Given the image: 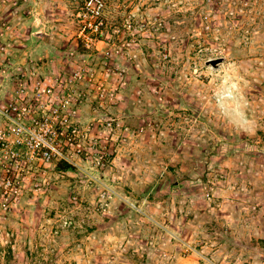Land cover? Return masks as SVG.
<instances>
[{
    "label": "rangeland",
    "instance_id": "rangeland-1",
    "mask_svg": "<svg viewBox=\"0 0 264 264\" xmlns=\"http://www.w3.org/2000/svg\"><path fill=\"white\" fill-rule=\"evenodd\" d=\"M11 103L0 264H264V0H0Z\"/></svg>",
    "mask_w": 264,
    "mask_h": 264
},
{
    "label": "built area",
    "instance_id": "built-area-1",
    "mask_svg": "<svg viewBox=\"0 0 264 264\" xmlns=\"http://www.w3.org/2000/svg\"><path fill=\"white\" fill-rule=\"evenodd\" d=\"M99 6L100 9L98 13L102 8L100 1ZM101 23H103V21ZM101 23H98L97 29H100ZM49 91H51V89H49ZM27 106L26 104L19 105L18 103H11L4 108H0L2 115L12 121L16 126V129H14L15 139L12 141L9 140L7 136V129L0 127V189L5 192H7L8 188L13 184L14 180L12 177L16 172L15 167L23 155L26 154L29 157L40 156L50 160L54 154H59L58 147L52 138L50 140L43 139L34 142L28 139V137H23L24 130L22 128L21 119H23L24 112L23 110H18L22 107V109L26 111ZM53 133L56 136L57 130L53 129Z\"/></svg>",
    "mask_w": 264,
    "mask_h": 264
},
{
    "label": "water",
    "instance_id": "water-1",
    "mask_svg": "<svg viewBox=\"0 0 264 264\" xmlns=\"http://www.w3.org/2000/svg\"><path fill=\"white\" fill-rule=\"evenodd\" d=\"M222 61V59H215L208 62V64H211L213 66L219 65V63Z\"/></svg>",
    "mask_w": 264,
    "mask_h": 264
}]
</instances>
